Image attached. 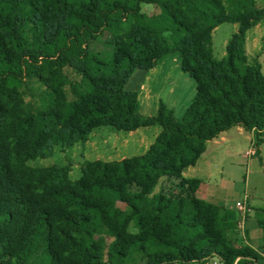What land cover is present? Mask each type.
I'll return each mask as SVG.
<instances>
[{
    "label": "trees",
    "instance_id": "trees-1",
    "mask_svg": "<svg viewBox=\"0 0 264 264\" xmlns=\"http://www.w3.org/2000/svg\"><path fill=\"white\" fill-rule=\"evenodd\" d=\"M128 15L131 27L117 33ZM263 16L256 0H0L1 264H134L132 251L146 264L256 262L260 254L233 244V223L196 196L201 181L183 170L235 125L253 131L256 152L264 142V73L248 61L245 36ZM223 22L238 30L215 59L212 32ZM104 31L113 35L107 59L88 48ZM166 54H178L196 82L180 118L163 102L143 114L127 88L134 70ZM34 83L45 87L41 103L27 98ZM104 125L160 130L142 153L85 161L77 179L65 165L30 164Z\"/></svg>",
    "mask_w": 264,
    "mask_h": 264
},
{
    "label": "rangeland",
    "instance_id": "rangeland-1",
    "mask_svg": "<svg viewBox=\"0 0 264 264\" xmlns=\"http://www.w3.org/2000/svg\"><path fill=\"white\" fill-rule=\"evenodd\" d=\"M259 7H264V0H256ZM141 11L147 14L158 12V8L153 4H141ZM132 24V16L128 15L122 22L121 28L117 33L127 31ZM238 24L234 22H223L219 24L212 32V55L215 59H222L226 54V47L233 34L237 32ZM246 53L248 61L251 64H259L261 72L264 73V16L255 26L245 32ZM113 35L109 31L91 39L89 50L101 59H107L114 51L112 43ZM73 77L76 74L71 71ZM31 92L27 98L41 103L45 100V87L40 83L31 85ZM127 88L137 90L139 101L142 104L140 111L143 113L155 114L160 102L174 111V115L180 118L186 108L191 103L196 93V82L186 72L181 69L180 57L178 54L164 55L157 65L149 71L140 69L134 70L130 77ZM149 93V103L147 96ZM158 125L140 126L134 130H117L113 126L104 125L93 128L86 139L77 142L69 148L62 146L54 147L52 154L45 158H36L31 160L30 164L35 166H67L69 177L77 179L82 174V165L88 160H114L130 157L144 152L155 136L159 132ZM238 147L244 148L245 141L238 140ZM242 171L237 170L231 179L225 182V185L232 189L233 193L242 192L244 186V167L245 160H242ZM228 162L225 161V170L228 169ZM193 173L188 172L187 176ZM234 179V180H233ZM167 185L166 183H163ZM164 185V186H165ZM128 229L131 233H137L138 227L136 221H131ZM1 252V246H0ZM217 258V256H214ZM105 260L108 257L105 256ZM3 258H0V264ZM129 263L146 264L147 260L141 252L132 251ZM109 264V262H107ZM184 264H204L201 262H188ZM220 264H223L222 262Z\"/></svg>",
    "mask_w": 264,
    "mask_h": 264
},
{
    "label": "crops",
    "instance_id": "crops-1",
    "mask_svg": "<svg viewBox=\"0 0 264 264\" xmlns=\"http://www.w3.org/2000/svg\"><path fill=\"white\" fill-rule=\"evenodd\" d=\"M145 94L149 103V93ZM140 105L142 106L141 102ZM143 114L152 115L145 112ZM242 139L246 146L239 148L237 142ZM256 150L253 131L235 125L208 140L196 163L183 170V176L201 181L196 196L219 205L223 217L233 223L227 231L233 244L251 246L260 254V258L253 264H264V142L260 145L259 151ZM243 159L245 160L243 190L233 193L225 182L230 180V176L235 175L237 170L243 172ZM225 161L229 165L227 170ZM188 172L193 173L192 176L188 177ZM238 202L243 203L245 209H240ZM220 263V259L214 256L204 262Z\"/></svg>",
    "mask_w": 264,
    "mask_h": 264
},
{
    "label": "built area",
    "instance_id": "built-area-1",
    "mask_svg": "<svg viewBox=\"0 0 264 264\" xmlns=\"http://www.w3.org/2000/svg\"><path fill=\"white\" fill-rule=\"evenodd\" d=\"M238 206L240 209H245V205L243 203L238 202Z\"/></svg>",
    "mask_w": 264,
    "mask_h": 264
}]
</instances>
